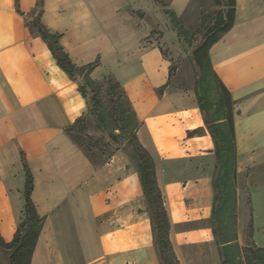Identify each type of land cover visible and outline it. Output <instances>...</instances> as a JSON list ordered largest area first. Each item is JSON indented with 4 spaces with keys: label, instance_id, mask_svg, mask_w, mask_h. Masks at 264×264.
<instances>
[{
    "label": "crops",
    "instance_id": "0c3cea01",
    "mask_svg": "<svg viewBox=\"0 0 264 264\" xmlns=\"http://www.w3.org/2000/svg\"><path fill=\"white\" fill-rule=\"evenodd\" d=\"M37 1L0 0V234L12 241L24 218L30 173L44 218L31 264H161L135 160L120 149L97 167L67 132L88 104L80 80L20 13ZM162 2L185 25L197 13V0ZM142 5L152 7L147 0H44L42 22L76 66L91 67V79L111 77L125 91L156 164L180 264H204L218 258L212 226H176L211 219L216 146L195 85L171 84L173 64L138 13ZM235 10L210 63L234 103L237 181L244 182L236 194L238 206L244 195L249 208L238 236L248 233L264 247V0H236Z\"/></svg>",
    "mask_w": 264,
    "mask_h": 264
},
{
    "label": "trees",
    "instance_id": "16d2710c",
    "mask_svg": "<svg viewBox=\"0 0 264 264\" xmlns=\"http://www.w3.org/2000/svg\"><path fill=\"white\" fill-rule=\"evenodd\" d=\"M36 7L30 13L23 14L26 24L34 35L41 36L49 46L58 64L74 80H78L77 73L83 74V82L79 83L80 91L87 100L88 111L85 115L67 128L71 138L80 145L87 153L95 166L107 163L115 152L108 155L102 152H93V147L98 146L94 138H88V145L85 144V137L77 135L74 128L85 130V116H93L97 128L110 129V137L116 144L124 138L128 146V153L135 160L139 170L140 179L147 197L149 211L151 213L152 228L155 245L161 264H180L170 239L171 221L165 198L159 186L156 174V164L150 152L140 142L137 130L140 122L136 112L128 99L125 91L111 77H107L108 89L112 95L117 96L121 89L125 95L127 109L120 103H116L112 110H107L102 102L99 88L102 81L90 78V66L78 67L71 60L68 53L60 44L59 34L52 33L42 22L44 0H38ZM227 10L218 12L214 23L208 27L204 38L194 50L193 60L200 70V76L196 82V94L200 108L204 114L205 124L209 129L216 146V172L213 177V187L215 189L213 213L211 226L219 245L221 254V264H264V247L252 245L241 248L237 242V152L235 140L234 103L229 89L221 81L213 70L210 63V50L212 46L228 32L235 23L236 0L227 1ZM174 21L180 20L174 12L168 11ZM182 30L185 29L183 23H179ZM175 65L171 66L170 75L175 72ZM82 71V72H81ZM162 92V90H161ZM216 94V99L213 96ZM114 99V98H113ZM209 111L212 113L209 115ZM201 128L189 134L200 133ZM122 143V142H121ZM120 144V143H119ZM117 144L116 149H120ZM28 173V172H27ZM33 179L28 173L26 187L25 215L18 225L14 238L6 242L0 234V254L5 256L6 262L0 264H31L32 257L41 233L44 218L41 217L32 201ZM252 224L250 232L252 233ZM244 252L247 255L244 257Z\"/></svg>",
    "mask_w": 264,
    "mask_h": 264
},
{
    "label": "rangeland",
    "instance_id": "374dc122",
    "mask_svg": "<svg viewBox=\"0 0 264 264\" xmlns=\"http://www.w3.org/2000/svg\"><path fill=\"white\" fill-rule=\"evenodd\" d=\"M139 1L141 0H135L137 4ZM147 1L150 3V5H152V7H144V5H142L140 6L141 8L138 10V13H140L142 17H145V22L149 24L148 27H150L151 30V37L157 41L164 53L163 55L169 58L172 64L176 67L174 74L171 76V84L173 86L185 89L186 86H192L191 84L193 83V86L195 85L196 87L195 81H197L200 76V70L193 60L192 53L204 38V34L208 27H210L214 23L218 12L227 10L226 4L228 0H197V13L192 15L189 14V16H187V26L183 24L185 27L184 30H182V28L179 26V23H183V21L179 20L178 23L177 21L175 22L169 12H167V10L164 8L165 5L163 4L162 0ZM77 74L80 80L79 83L83 82V74ZM108 84V81L104 79L102 80L101 86L99 88V93L104 107L107 110H112L114 106L116 107V103L114 102L116 100L117 103H120L123 108L127 109L126 99H124L125 95L123 97L121 96V93H123V91L119 89L117 96L112 95V93H110L108 89ZM213 99H216V94L215 96H213ZM211 114L212 113L209 111V115ZM84 124L86 126L85 130H79V128L76 127L74 128V132L75 134L82 135L83 137L89 136L94 138V140L98 143V146L93 147V152H102L103 154L108 155L109 153L117 151L116 147L119 143L120 149L128 152V146L126 144L127 142L124 141V138H121V140L117 144L113 142L110 137V129L105 128V130H100L99 128H97L95 120L90 114H87L85 116ZM88 138L85 137V144L87 145ZM241 181H237V187L243 185L244 182L243 180ZM240 188H242L245 193L247 192L245 186L244 188ZM247 206L244 201V195H242L241 207H239L237 204L236 225L237 242L241 248L252 245V240L248 233L242 236V239L240 238V236H238L240 231L239 222L244 225V223L248 221L249 208H247ZM210 222L211 220H203L197 222L181 223L177 224L176 230L183 231L199 226H211ZM170 224L172 229V223ZM248 230L249 229H247V232ZM216 246L218 247V258H216V260L214 258L211 260H206L204 264H221L219 245L217 244ZM246 255L247 252H244V257ZM0 262H6L5 256L1 254Z\"/></svg>",
    "mask_w": 264,
    "mask_h": 264
}]
</instances>
